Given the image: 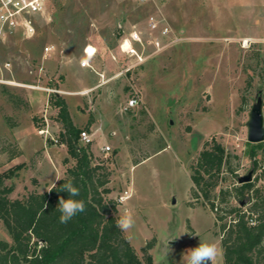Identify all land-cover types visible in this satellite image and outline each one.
<instances>
[{"label":"rangeland","instance_id":"obj_1","mask_svg":"<svg viewBox=\"0 0 264 264\" xmlns=\"http://www.w3.org/2000/svg\"><path fill=\"white\" fill-rule=\"evenodd\" d=\"M33 23L31 36L0 37V173L9 175L10 196L47 189L73 164L64 144L38 133L45 117L54 136L61 131L51 104L58 93L73 122L94 132L91 149L111 170L117 214L134 215L124 234L137 253L156 238L153 264H186L188 250L215 242L224 264L217 213L240 205L233 188L249 171L264 191V144L251 147L247 126L259 96L264 115V0H47ZM134 31L137 54L121 49ZM132 96L138 106L122 110ZM212 138L227 153L212 192L215 212L202 195L189 203L190 166ZM104 144L112 150L101 151ZM10 151L22 154L10 161ZM126 190L131 195L121 200ZM0 240L13 242L2 222Z\"/></svg>","mask_w":264,"mask_h":264},{"label":"trees","instance_id":"obj_2","mask_svg":"<svg viewBox=\"0 0 264 264\" xmlns=\"http://www.w3.org/2000/svg\"><path fill=\"white\" fill-rule=\"evenodd\" d=\"M51 104L58 109L57 119L62 125L60 143L67 147L73 164L50 187L51 192L35 190L23 198L10 196L13 188L5 184L9 175L0 173V222L13 239L12 243L0 240V264H153L150 250L156 238L141 248L143 255L140 256L124 232L116 227L121 202L109 197L110 168L104 161H96L91 145L80 143L82 129L73 122L65 98L54 93ZM92 121L90 117L89 124ZM263 144L264 141L250 142L253 149ZM21 154V151H10L9 159ZM255 154L257 150L252 153ZM63 162L67 164L68 158ZM226 162L224 146L214 138L206 140L190 166L191 205L202 195L203 203L209 204L211 211L219 210L212 192L219 185ZM67 180L78 187L77 199L84 201L85 210L69 222L61 223L57 205L59 197L68 198V193L61 191ZM254 185L253 181L235 185L234 196L240 205L221 208L223 213L216 215V224L222 222L218 234L224 264H264V191ZM221 193L224 201L227 191L222 189ZM250 202L249 209L244 210L242 205ZM230 215L233 217L223 222Z\"/></svg>","mask_w":264,"mask_h":264},{"label":"built area","instance_id":"obj_3","mask_svg":"<svg viewBox=\"0 0 264 264\" xmlns=\"http://www.w3.org/2000/svg\"><path fill=\"white\" fill-rule=\"evenodd\" d=\"M47 0H0V37H6L8 34L22 33L25 36H31L35 33V25L33 23V18L36 14L42 13L46 7ZM150 25L153 29L158 27V21L154 19L153 16L150 17ZM170 31L169 27H164L162 34H168ZM129 41V47L123 48L126 41ZM141 41V37L137 31L131 32L129 38H125L121 44V49L133 54H137L135 48L133 47V42ZM159 46V42H157ZM53 49V46L49 45L45 47V51L49 52ZM138 60L142 61L144 58L137 55ZM81 66L89 67L90 63L87 58L81 61ZM47 91H55L48 88ZM139 104V99L137 96H132L128 99L122 110H130ZM46 116V115H45ZM46 125L38 129V133L45 136L46 139H51L54 143H60L59 133L54 136L49 130V123L47 117H45ZM94 132L82 129L79 136V141L83 145H91L94 141ZM112 150L109 144H104L101 146V151L110 152ZM131 195L127 190L124 192L122 199H126Z\"/></svg>","mask_w":264,"mask_h":264},{"label":"clouds","instance_id":"obj_4","mask_svg":"<svg viewBox=\"0 0 264 264\" xmlns=\"http://www.w3.org/2000/svg\"><path fill=\"white\" fill-rule=\"evenodd\" d=\"M56 180L59 181V178H56ZM61 191L67 192L68 198L65 199L64 197H59L58 199L57 208L61 213L59 220L61 223H67L78 213L84 212L85 203L83 200L77 199L80 192L72 180H67V182L63 184ZM49 192H51V190H49ZM46 208L47 204H45V209ZM134 225V215L127 209L116 221V227L124 233H128ZM220 254L221 250L215 242L200 241L197 247L188 250L186 264H217V257Z\"/></svg>","mask_w":264,"mask_h":264},{"label":"water","instance_id":"obj_5","mask_svg":"<svg viewBox=\"0 0 264 264\" xmlns=\"http://www.w3.org/2000/svg\"><path fill=\"white\" fill-rule=\"evenodd\" d=\"M263 98L259 96L252 106L248 126V141L251 143H259L264 141V115H263ZM252 181V171L238 178V183H246ZM243 204V203H242Z\"/></svg>","mask_w":264,"mask_h":264},{"label":"crops","instance_id":"obj_6","mask_svg":"<svg viewBox=\"0 0 264 264\" xmlns=\"http://www.w3.org/2000/svg\"><path fill=\"white\" fill-rule=\"evenodd\" d=\"M16 158H17V157H16ZM16 158L10 159V161H13V160L16 159ZM56 178H61V176H57ZM56 178H53V179H52V182H51L50 185H48L47 189H44V190H41V189H40V190H38V191H46V190H49L50 187L53 186V185L57 182Z\"/></svg>","mask_w":264,"mask_h":264},{"label":"snow or ice","instance_id":"obj_7","mask_svg":"<svg viewBox=\"0 0 264 264\" xmlns=\"http://www.w3.org/2000/svg\"><path fill=\"white\" fill-rule=\"evenodd\" d=\"M89 51H92L91 49H89Z\"/></svg>","mask_w":264,"mask_h":264},{"label":"bare ground","instance_id":"obj_8","mask_svg":"<svg viewBox=\"0 0 264 264\" xmlns=\"http://www.w3.org/2000/svg\"><path fill=\"white\" fill-rule=\"evenodd\" d=\"M247 42V41H246Z\"/></svg>","mask_w":264,"mask_h":264}]
</instances>
